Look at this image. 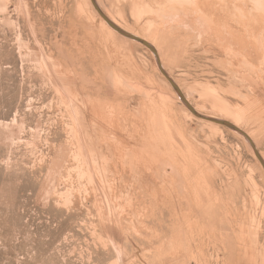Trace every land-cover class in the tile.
Returning <instances> with one entry per match:
<instances>
[{"label": "rangeland", "instance_id": "374dc122", "mask_svg": "<svg viewBox=\"0 0 264 264\" xmlns=\"http://www.w3.org/2000/svg\"><path fill=\"white\" fill-rule=\"evenodd\" d=\"M202 1L94 0L151 43L128 70L91 0H0V264H264L251 144L187 117L167 83L245 121L264 162V52ZM241 2L263 20L244 39L264 43V0ZM85 42L98 57L78 58Z\"/></svg>", "mask_w": 264, "mask_h": 264}, {"label": "bare ground", "instance_id": "6f19581e", "mask_svg": "<svg viewBox=\"0 0 264 264\" xmlns=\"http://www.w3.org/2000/svg\"><path fill=\"white\" fill-rule=\"evenodd\" d=\"M237 1H239V0H237ZM241 1H245V0H240L239 1V4H235L234 3V0H206V1H202V3L204 4V5H206V6H208V4L210 5V4H214L215 6H216V8H217V12H218V14H217V16H218V18L219 19H224V18H226L227 19V17L229 18V17H232V13H233V15L236 17V22L238 23V25H239V28L238 29H234V31L232 32H230V34H231V37H232V39H233V41H234V44H236V42H239V43H241V44H243V48H245L246 49V52H247V54L248 53H250L253 57L254 56H258L259 57V55L261 54V52H264V43H263V41L262 42H260V44L258 43V42H252V41H250V40H248V38H246V39H244V37H245V34H247L248 35V33L250 34V35H252L251 33H253L255 30L257 31V29H258V27L260 26V23L261 22H263V20H262V16L261 15H258L257 14V11H258V9L256 10V8H255V10L254 9H252V11H256V14L254 13V14H252L249 10H247L246 9V6L244 5V3H242ZM91 2L93 3V5L91 6L92 8H93V10L97 13V15L100 17V19H101V27L104 29V30H106L109 34H111L112 36H114L115 38H117V39H121V40H123V41H128V42H130V43H135L136 44V46L137 45H139V46H141V47H144V45L142 44V43H140V42H138V41H135V40H132V39H130V38H127V37H125V36H123V35H121L120 33H118L117 31H115L114 29H112L108 24H107V22L100 16V14L98 13V11L96 10V8L95 7H99V4L98 3H96V2H94V0H91ZM256 2V1H255ZM259 2V1H258ZM260 3V2H259ZM254 4V3H253ZM256 4H258L257 2H256ZM261 4V3H260ZM264 4V3H263ZM213 5V7L215 8V6ZM261 6V5H260ZM263 6V5H262ZM97 7V8H98ZM210 7V6H209ZM208 7V8H209ZM108 19H110L116 26H118L119 28H121L122 30H126L125 28H123L120 24H118V22H116L115 20H114V18L109 14V12L107 13V11H105L104 9H102V8H98ZM260 12H261V10H259ZM213 12V11H212ZM215 12V11H214ZM228 12H229V14H228ZM228 16H227V15ZM231 15V16H230ZM221 21V20H220ZM235 22V23H236ZM229 23H230V21H229ZM226 24H228V21L226 22ZM263 24V23H262ZM225 25V24H224ZM223 25V26H224ZM234 25V24H233ZM228 26H230V28H232L231 27V25H228ZM237 28V27H236ZM258 30H260V29H258ZM264 30V29H263ZM126 31H128V30H126ZM130 31H128V33H129ZM247 32V33H246ZM264 32V31H263ZM132 32H130V34H131ZM260 34V33H259ZM258 34V35H259ZM262 35L264 34V33H261ZM260 34V35H261ZM246 35V36H247ZM136 37H138V36H136ZM138 38H141V37H138ZM250 38V37H249ZM255 39V38H254ZM141 40H146V39H143V38H141ZM253 40V39H252ZM261 40H262V37H261ZM147 41V40H146ZM147 42H149V41H147ZM150 43V42H149ZM151 44V43H150ZM151 47V46H150ZM152 48V47H151ZM157 52V51H156ZM245 52V51H244ZM243 52V53H244ZM155 54V53H154ZM262 55V54H261ZM155 56L158 58L159 57V55H158V53H157V55L155 54ZM252 57V58H253ZM244 59H245V57H244ZM254 59V58H253ZM247 60V59H246ZM261 61V60H260ZM158 63H159V59H158V61H157ZM262 65V64H261ZM249 68V67H248ZM163 69V68H162ZM254 69V68H253ZM257 71H259V70H257ZM253 72V71H252ZM259 73V72H258ZM257 73V74H258ZM260 74V73H259ZM165 77V76H164ZM247 77H249V76H247ZM256 77H258V76H256ZM168 80V79H167ZM250 80V79H249ZM253 80V79H252ZM254 81V80H253ZM172 82V81H171ZM251 82V81H250ZM258 82V81H257ZM257 82L256 83H251L252 84V88L254 89L255 88V91L254 92H257V90H258V84H257ZM167 83H168V85L170 86V82H168L167 81ZM174 84V83H173ZM175 85V84H174ZM260 86V85H259ZM175 87H176V85H175ZM262 86H260V88H261ZM174 89V88H173ZM175 90V89H174ZM176 90H177V92L181 95V93H180V91H179V89H178V87H176ZM175 90V91H176ZM261 90V89H260ZM264 90V89H263ZM262 90V91H263ZM176 92V93H177ZM259 92V91H258ZM177 93V94H178ZM261 94V93H260ZM179 95V96H180ZM182 96V95H181ZM254 96H256V95H254ZM262 96H264V93H262ZM176 97L178 98V96L176 95ZM179 99V98H178ZM187 102V101H186ZM257 102V101H256ZM254 103H255V101H254ZM182 105H184V104H182ZM253 107V106H252ZM183 111L185 112V114H186V116L187 117H189L190 119H193V118H197V119H199V120H201V121H203V122H205V123H207V124H209V125H211L212 127H214V128H216V129H218L220 126H222V125H220V124H217V123H215V122H213V121H209V120H206V119H202V118H199V117H197V116H195L194 114H192L187 108H186V106L184 105V109H183ZM195 111V110H194ZM196 112V111H195ZM262 114V113H261ZM241 120H239V119H237V121L235 122V123H232L233 124V126H235L236 128H238L239 130H241L244 134H245V136H247V138H248V140H246V138H244L242 135H241V137H243L249 144H251L250 146L252 147V149L254 150V152H255V154H257L256 152V143L253 141V139H252V136L248 133V132H246L244 129H246V128H244L243 129V125H242V123H245L246 124V122L244 121H241ZM254 121V120H253ZM258 122V121H257ZM264 136V135H263ZM259 154V153H258ZM258 154L256 155L257 156V158H258ZM256 158V159H257ZM260 158V157H259ZM257 161H258V159H257ZM260 164H261V162H259ZM262 165V164H261Z\"/></svg>", "mask_w": 264, "mask_h": 264}, {"label": "crops", "instance_id": "0c3cea01", "mask_svg": "<svg viewBox=\"0 0 264 264\" xmlns=\"http://www.w3.org/2000/svg\"><path fill=\"white\" fill-rule=\"evenodd\" d=\"M108 12H109V14L116 20V21H118L119 19H120V17H122V18H126L127 19V21H129L130 20V10H126V9H124V12L123 13H119L118 11H116V10H113V9H108ZM107 12V13H108ZM121 15V16H120ZM121 25V24H120ZM126 25H128V26H132V25H130L129 23L128 24H126ZM122 26V25H121ZM123 27V26H122ZM124 28V27H123ZM127 30V29H126ZM125 30V31H126ZM129 31V30H128ZM128 31H126V32H128ZM131 32V31H130ZM129 32V33H130ZM117 44L119 45V48H116V52H120L121 54H122V58L125 60V61H127V62H129V63H132V65H133V67H129L128 65H126L127 67H126V69H128V70H133V69H135V65H136V63H137V61H136V58H135V53H137V54H139L140 53V46L139 45H137L136 46V44L135 43H130V42H128V41H123V40H121V39H117ZM93 44L94 43H92V42H85V47H86V51H85V54H87L86 56H84V57H78V58H84V59H94V58H96V57H98V56H94L95 55V53H96V50H93ZM101 58H106V57H104V56H102ZM138 64V63H137ZM121 74H123V75H130V74H136L135 72H132V71H126V72H122Z\"/></svg>", "mask_w": 264, "mask_h": 264}, {"label": "water", "instance_id": "95a60500", "mask_svg": "<svg viewBox=\"0 0 264 264\" xmlns=\"http://www.w3.org/2000/svg\"><path fill=\"white\" fill-rule=\"evenodd\" d=\"M96 8V10L98 11V13L100 14V16L107 22V24L112 28V29H114L115 31H117L118 33H120L121 35H123V36H125V37H127V38H130V39H132V40H135V41H138V42H140V43H142L145 47H147L149 50H152V48L150 47V45L147 43V42H145L144 40H141L140 38H138V37H136V36H134V35H132V34H130V33H128V32H126V31H124V30H122L121 28H119L118 26H116L110 19H108L97 7H95ZM153 51V50H152ZM160 71L161 72H163L161 69H160ZM166 78H167V76H166ZM168 79V81L171 83V85H172V87L176 90V87H175V85L173 84V82H171V80H170V78H167ZM176 92H177V90H176ZM178 93V92H177ZM181 93V92H180ZM180 94L178 93V96H179ZM179 98H180V100L182 101V103L186 106V108L192 113V114H194L195 116H197V117H199V118H202V119H206V120H209V121H213V122H215V123H217V124H220V125H222V126H224V127H227V128H229V129H231V130H233V131H235V132H237V133H239L240 135H242L244 138H246V140H248V138H247V136H245V134L241 131V130H239L238 128H236L235 126H233V124H230L229 122H227V121H223V120H220V119H211V118H207V117H205V116H203V115H200V114H198L197 112H195L194 111V109L186 102V100H185V98L183 97V95L181 96H179ZM249 141V140H248ZM257 154H258V152H256ZM256 154V155H257ZM260 155L258 154V159H259V161L261 162V164H262V167H263V169H264V162H263V160H262V158L260 157Z\"/></svg>", "mask_w": 264, "mask_h": 264}]
</instances>
